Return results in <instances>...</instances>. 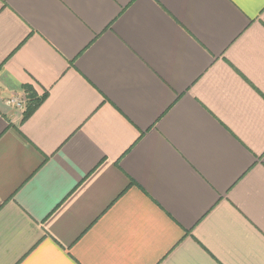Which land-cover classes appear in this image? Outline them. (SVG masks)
<instances>
[{"label":"crops","instance_id":"1","mask_svg":"<svg viewBox=\"0 0 264 264\" xmlns=\"http://www.w3.org/2000/svg\"><path fill=\"white\" fill-rule=\"evenodd\" d=\"M0 264H264V0H0Z\"/></svg>","mask_w":264,"mask_h":264},{"label":"trees","instance_id":"2","mask_svg":"<svg viewBox=\"0 0 264 264\" xmlns=\"http://www.w3.org/2000/svg\"><path fill=\"white\" fill-rule=\"evenodd\" d=\"M45 98H46V94L40 97H37L35 94H29L27 96V102L23 117L27 118L28 116H30L41 105V103L44 101Z\"/></svg>","mask_w":264,"mask_h":264},{"label":"built area","instance_id":"3","mask_svg":"<svg viewBox=\"0 0 264 264\" xmlns=\"http://www.w3.org/2000/svg\"><path fill=\"white\" fill-rule=\"evenodd\" d=\"M7 105L14 107L15 109L19 111L25 110V101L21 98L12 97L7 100Z\"/></svg>","mask_w":264,"mask_h":264}]
</instances>
